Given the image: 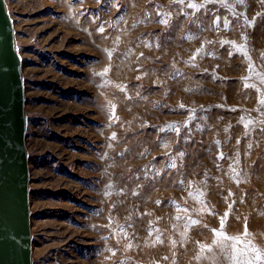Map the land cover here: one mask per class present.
I'll use <instances>...</instances> for the list:
<instances>
[{
  "label": "rangeland",
  "instance_id": "obj_1",
  "mask_svg": "<svg viewBox=\"0 0 264 264\" xmlns=\"http://www.w3.org/2000/svg\"><path fill=\"white\" fill-rule=\"evenodd\" d=\"M6 1L34 264H264V0Z\"/></svg>",
  "mask_w": 264,
  "mask_h": 264
},
{
  "label": "water",
  "instance_id": "obj_2",
  "mask_svg": "<svg viewBox=\"0 0 264 264\" xmlns=\"http://www.w3.org/2000/svg\"><path fill=\"white\" fill-rule=\"evenodd\" d=\"M7 6L0 0V264H34L24 61Z\"/></svg>",
  "mask_w": 264,
  "mask_h": 264
},
{
  "label": "snow or ice",
  "instance_id": "obj_3",
  "mask_svg": "<svg viewBox=\"0 0 264 264\" xmlns=\"http://www.w3.org/2000/svg\"><path fill=\"white\" fill-rule=\"evenodd\" d=\"M221 223L223 224V221H221Z\"/></svg>",
  "mask_w": 264,
  "mask_h": 264
}]
</instances>
